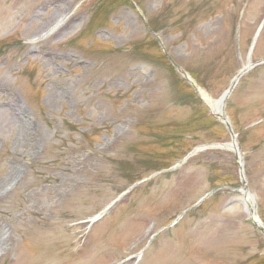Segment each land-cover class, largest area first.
<instances>
[{
	"label": "rangeland",
	"instance_id": "rangeland-1",
	"mask_svg": "<svg viewBox=\"0 0 264 264\" xmlns=\"http://www.w3.org/2000/svg\"><path fill=\"white\" fill-rule=\"evenodd\" d=\"M248 64L264 222V0H0V264H264Z\"/></svg>",
	"mask_w": 264,
	"mask_h": 264
},
{
	"label": "water",
	"instance_id": "water-1",
	"mask_svg": "<svg viewBox=\"0 0 264 264\" xmlns=\"http://www.w3.org/2000/svg\"><path fill=\"white\" fill-rule=\"evenodd\" d=\"M250 67L247 66V67H244L240 73L235 77V79L233 80L231 86L229 87V89L224 93V95L221 97L222 100H221V110L223 111L222 114H215L214 115L219 118L222 122H224L227 126V128L229 129V131L231 132V135H232V138H233V141H232V144L231 146L234 148V150L236 151V154H237V158L239 159L240 161V164H241V156H240V153H239V150H238V146H237V143H236V139H235V134L231 128V125L227 119V117L225 116V113H224V102L226 100V98L229 96L230 92L233 90L234 86H235V83H236V80L245 72L248 70V68ZM198 92V91H197ZM213 113V112H212ZM211 146H229V145H225V144H215V145H211ZM207 146H201V147H198L196 148L191 154L195 153L196 151L198 150H201V149H204L206 148ZM241 175H242V182H243V185L244 187L246 188L247 190V186H246V181H245V178H244V173H243V167L241 165ZM250 216L254 222V224L260 229V231L263 233L264 235V224L262 223V221L259 219L258 215H257V212H256V209L254 208V206L251 208V211H250Z\"/></svg>",
	"mask_w": 264,
	"mask_h": 264
},
{
	"label": "bare ground",
	"instance_id": "bare-ground-1",
	"mask_svg": "<svg viewBox=\"0 0 264 264\" xmlns=\"http://www.w3.org/2000/svg\"><path fill=\"white\" fill-rule=\"evenodd\" d=\"M201 95L205 101V103L210 107V109L217 114H222V110H221V104L220 101L218 100H213L211 97H209L206 93L201 92ZM242 191L243 189L240 188ZM243 194V192H242ZM242 200L244 202V204L246 205V209L250 210V208L253 206L254 201L252 200V198H250V196L245 195L242 197Z\"/></svg>",
	"mask_w": 264,
	"mask_h": 264
},
{
	"label": "trees",
	"instance_id": "trees-1",
	"mask_svg": "<svg viewBox=\"0 0 264 264\" xmlns=\"http://www.w3.org/2000/svg\"><path fill=\"white\" fill-rule=\"evenodd\" d=\"M156 167H157V166H155V167H154V168H155V170H160V168H161V167H160V168H159V167H157V168H156Z\"/></svg>",
	"mask_w": 264,
	"mask_h": 264
}]
</instances>
